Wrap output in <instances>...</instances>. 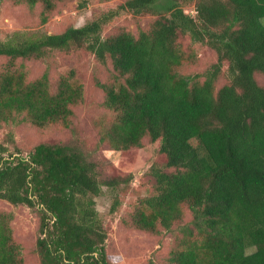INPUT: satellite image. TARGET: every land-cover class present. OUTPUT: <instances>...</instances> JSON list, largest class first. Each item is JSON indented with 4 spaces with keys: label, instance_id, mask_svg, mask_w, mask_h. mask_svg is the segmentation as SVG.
<instances>
[{
    "label": "trees",
    "instance_id": "16d2710c",
    "mask_svg": "<svg viewBox=\"0 0 264 264\" xmlns=\"http://www.w3.org/2000/svg\"><path fill=\"white\" fill-rule=\"evenodd\" d=\"M25 1L41 2L48 11L56 0ZM155 6L165 11L137 36L125 30L101 35L102 25L120 11L140 15L154 13ZM194 10L195 16L184 12L176 0H125L60 33L16 32L0 41V56L11 67L17 59L74 46L110 59L116 77L98 85L116 116L102 140L113 149L141 146L144 136L158 140L171 169H149L155 192L139 199L134 223L169 229L186 205L191 226L181 228L168 264H264V86L254 77L264 75V0H195ZM179 33L216 52L202 82L175 70L185 59ZM223 61L228 81L215 89ZM72 78L62 76L53 86L46 72L29 80L21 69H3L0 119L25 113L39 127L66 126L82 92ZM4 151L0 143V198L39 210L40 264H109L94 197L114 182L99 179L96 164L70 144L39 143L28 157H4ZM9 222L0 211V264H21Z\"/></svg>",
    "mask_w": 264,
    "mask_h": 264
},
{
    "label": "rangeland",
    "instance_id": "374dc122",
    "mask_svg": "<svg viewBox=\"0 0 264 264\" xmlns=\"http://www.w3.org/2000/svg\"><path fill=\"white\" fill-rule=\"evenodd\" d=\"M124 1L56 0L51 10L44 11L41 2L31 5L25 0H0V41L16 32L33 36L79 27L99 19ZM165 1L160 0V4ZM176 1L184 12L195 16V0ZM153 8L154 13L140 15L120 11L102 25L101 35L109 36L125 30L137 36L140 31L148 30L160 13L165 11L157 6ZM176 41L185 59L175 70L186 76L196 75L194 79L202 82L207 69L217 60L216 52L204 43L193 41L188 34L179 33ZM7 63V58L0 56V71L21 69L29 80L46 72L53 86L62 76L71 74L72 79L82 86V92L79 100L71 105L72 115L66 126L56 122L39 127L28 121L25 113L14 114L8 120L0 119V143L5 147L4 157L10 154L28 157L39 143H64L79 147L96 164L98 178L114 182L112 185L103 184L101 193L94 197L95 208L107 234L105 252L108 263L168 264L170 251L183 236L181 228L191 226L192 213L183 205L181 219L169 229L157 226L156 230L150 231L134 223L139 199L155 192L154 177L149 169H171L165 167L166 159L159 151L158 140L151 141L144 136L141 146L126 149H113L108 141L102 140L103 130L110 126L116 116V111L105 105V92L98 85L112 84L116 77L110 59L100 61L85 47L73 46L67 51H51L41 59H17L11 67ZM226 69L227 62L223 61L215 89L228 81ZM254 77L259 85L264 86L263 74L257 72ZM192 143L196 144L195 141ZM0 211L10 215L9 224L13 240L20 249L21 264H40L35 250L41 220L37 207L13 205L0 198ZM253 250L254 247L246 249L247 252Z\"/></svg>",
    "mask_w": 264,
    "mask_h": 264
}]
</instances>
